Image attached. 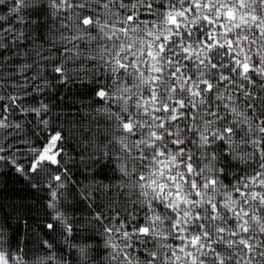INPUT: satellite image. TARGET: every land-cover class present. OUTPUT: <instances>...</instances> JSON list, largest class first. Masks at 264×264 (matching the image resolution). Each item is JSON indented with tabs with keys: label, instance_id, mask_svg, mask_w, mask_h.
Returning a JSON list of instances; mask_svg holds the SVG:
<instances>
[{
	"label": "snow or ice",
	"instance_id": "1",
	"mask_svg": "<svg viewBox=\"0 0 264 264\" xmlns=\"http://www.w3.org/2000/svg\"><path fill=\"white\" fill-rule=\"evenodd\" d=\"M0 5V169L75 184L65 145L77 124L88 146L119 161L115 183L77 192L87 207L100 201L88 236L58 209L59 226L45 227L59 242L35 249L0 224V264H264V0ZM53 80L82 87L89 125L50 124L72 115L44 102ZM17 115L36 118L41 145Z\"/></svg>",
	"mask_w": 264,
	"mask_h": 264
},
{
	"label": "trees",
	"instance_id": "2",
	"mask_svg": "<svg viewBox=\"0 0 264 264\" xmlns=\"http://www.w3.org/2000/svg\"><path fill=\"white\" fill-rule=\"evenodd\" d=\"M0 9H3L2 5H0ZM61 15L64 14L62 13ZM49 23L54 25L56 29H60L58 18L49 19ZM65 23L71 26L70 21L66 20ZM60 31H64V29H60ZM37 35L39 34L37 33ZM37 43H40L39 39ZM43 54L48 55L47 52ZM32 58L30 55L28 58L29 62H31ZM43 63L46 64L47 62L44 61ZM44 74L48 75V72L45 71ZM49 78L51 79V77ZM14 79L20 80V77L17 76ZM52 85V94L47 96L44 102L49 104L50 110L54 113L71 112L72 115L61 116L59 119L53 115L50 117V124L55 122L64 124L65 127H72L68 121L74 119L77 121L83 120L85 125H89V118L82 115V112L88 109L82 108L80 101H84L86 104L89 99V97L82 95V87L75 83L69 84L67 87H57L54 80ZM5 91L15 93L20 92L21 89L19 87H6ZM47 91L45 89L46 94ZM58 97H63V104H61ZM73 101H75L74 104ZM69 105H72V107L70 108ZM9 119L19 120L22 123L32 147L43 143L45 133L42 130V126L37 127L35 124L36 118L34 116L29 115L21 118L20 115H17L9 116ZM97 119L101 120V128L106 126V121H103L100 117ZM90 126L95 127L94 124ZM75 127L77 130L71 133L65 145V151L70 157L67 165L71 171L70 179L76 182L75 184L65 182L63 188H57L56 185L60 182L51 180L50 177H42L41 181H35L33 179L35 174L25 175L17 172L14 170L15 166L10 164H5L0 169V224L5 225V231L10 239H18L22 245L26 246L25 250L29 247L38 248L40 241L56 240L59 242L60 236L58 232H53L45 227L47 223H53L54 227L59 226V222L52 219L53 216L57 215V209L60 213L71 217L79 224L81 238L88 236L92 231L89 223L90 214L100 201L97 198L91 207H87L77 194L78 190H82L94 180L107 184L110 182L109 178H112L111 182L115 183L119 177V173L116 171L119 161L114 156L111 158L108 156L101 157V153L98 150L88 146L84 140V134L79 131V125L77 124ZM116 134L118 135L119 133ZM21 135H24V133H21ZM104 139L105 137L100 135L97 139V144L99 145ZM17 155L19 156V153ZM53 174L55 173L53 172ZM33 183L36 184V187H32ZM53 191L56 192L54 207L50 206L54 204L51 196ZM110 195L111 193H109ZM104 202L107 203V199ZM95 242L102 243V238L97 235Z\"/></svg>",
	"mask_w": 264,
	"mask_h": 264
}]
</instances>
